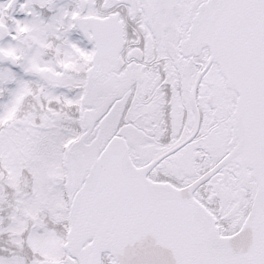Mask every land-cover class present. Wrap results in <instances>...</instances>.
I'll return each instance as SVG.
<instances>
[{
  "label": "snow or ice",
  "instance_id": "6c2138e0",
  "mask_svg": "<svg viewBox=\"0 0 264 264\" xmlns=\"http://www.w3.org/2000/svg\"><path fill=\"white\" fill-rule=\"evenodd\" d=\"M0 264H264V0H0Z\"/></svg>",
  "mask_w": 264,
  "mask_h": 264
}]
</instances>
